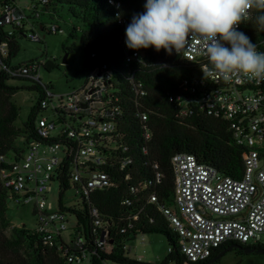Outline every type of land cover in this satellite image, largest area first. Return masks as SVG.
<instances>
[{
    "label": "built area",
    "instance_id": "built-area-1",
    "mask_svg": "<svg viewBox=\"0 0 264 264\" xmlns=\"http://www.w3.org/2000/svg\"><path fill=\"white\" fill-rule=\"evenodd\" d=\"M50 1L37 0L29 6L0 5V27L4 29L3 40H6L0 42L1 60L8 56L9 43L14 40L15 33L20 32L32 42H41L27 18L35 9L40 12L42 5ZM109 2L114 4L113 0ZM40 28L44 30V25ZM47 30L50 34L66 33L57 22ZM125 41L126 36L122 40L126 66L144 61V52L128 49ZM202 47V42L194 38L178 55L188 62L200 64L204 71L210 64ZM257 51L264 52V42ZM1 65L12 77L42 82L43 64L40 62L18 68L6 66L3 61ZM90 72L91 76L81 89L66 94H54L47 89L36 120L39 140L28 142L21 157L0 156V163L7 166L1 172V180L9 190V204L33 206L34 232L46 247L57 250L68 264H94L92 255L96 251L85 250L80 236L65 235L70 228L69 213L63 210L68 207L64 197L73 190L75 199L89 202L93 193L112 186L111 177L103 167L112 165L117 121L123 115V108L111 92L110 72L105 67H94ZM131 79L134 82V74ZM135 88L137 97L146 95L142 83L135 84ZM176 101L181 118L197 109L229 121L235 142L243 149L245 163L241 179H234L200 163L193 155L173 158L175 197L171 204L160 205L159 211L177 236L180 251L188 261L200 263L231 243L257 246L264 234V81H248L242 76H234L231 81L205 78L200 80L198 89L190 90L188 98L178 96ZM138 116L144 124L148 123L147 114ZM150 136L151 132H148L147 137ZM131 163V160L122 161L121 168L125 169ZM65 176L70 177L69 190L62 181ZM55 184L59 193L57 205L49 200ZM150 202H158L156 195L150 197ZM124 203L130 205L129 200ZM92 216L96 219V227L102 228L97 209L93 208ZM109 235L105 230L95 241L97 248L107 254L114 248Z\"/></svg>",
    "mask_w": 264,
    "mask_h": 264
},
{
    "label": "trees",
    "instance_id": "trees-1",
    "mask_svg": "<svg viewBox=\"0 0 264 264\" xmlns=\"http://www.w3.org/2000/svg\"><path fill=\"white\" fill-rule=\"evenodd\" d=\"M30 1L31 4L37 2ZM113 2L112 5L109 0H51L49 4L42 5L40 12L35 9L27 18L29 24L41 17H49L57 23L71 18L69 36L63 44L65 55L79 48L86 54L89 71L94 67H105L111 74V92L123 108V115L117 121L118 134L114 139L116 149L111 151L112 165L103 167L111 177L112 186L93 193L89 202L82 201L80 206L63 208L76 218L73 238L80 236L85 250L91 253L96 251L92 255L94 264H141L130 259L126 253L127 243L133 241L137 234H160L166 237L172 251L161 264H216L228 251L245 253L243 249L264 248L263 244L243 246L231 243L200 263L188 261L180 251L177 236L159 211L160 205L171 204L175 197L173 158L176 155H193L200 163L216 168L222 175L241 179L245 171L243 149L236 144L229 121L209 116L197 109L185 118L180 117L176 98H188L191 89L199 88L200 80L205 79L200 64L188 62L174 51L168 55L163 49L157 52L150 47L140 49L144 52L143 63L126 66L122 44L125 30L133 14L145 11L146 0ZM118 3L121 4L120 8L117 7ZM0 5L16 6L17 0H0ZM255 15L253 10V19L241 23L239 31L261 48L264 31L258 30ZM3 35L4 29L0 27V42L6 41ZM13 38L9 43L8 56L0 59V156L8 158L13 155L21 157L28 142L39 140L36 120L41 109L40 102L49 89L42 82L12 77L2 70V61L6 66H12L20 50L18 40L24 37L18 32ZM70 40L72 43L68 45ZM49 66H46L48 70L51 69ZM131 74H134V82ZM13 79L34 82L31 90L38 93L37 104L32 107L23 128L16 126L19 108L14 97L18 89L9 85ZM137 83H142L146 91V95L141 98L137 97ZM140 113L148 115L147 124L139 118ZM148 132H151L149 138ZM19 139H23L22 146L17 145ZM125 160H131L132 163L122 169L121 162ZM6 167V164L0 163V264H68L57 250L46 247L33 229L26 225L11 228L8 216L9 190L1 180V172ZM62 181L69 190L70 177L65 176ZM152 195H156L157 203L150 202ZM127 200L130 205L124 203ZM93 208L99 212L102 228L95 225ZM9 229L10 235H7ZM105 230L114 241L110 254L101 251L95 244L96 238L102 236ZM225 251L214 263H210Z\"/></svg>",
    "mask_w": 264,
    "mask_h": 264
},
{
    "label": "clouds",
    "instance_id": "clouds-1",
    "mask_svg": "<svg viewBox=\"0 0 264 264\" xmlns=\"http://www.w3.org/2000/svg\"><path fill=\"white\" fill-rule=\"evenodd\" d=\"M144 8L126 27L128 49L151 47L180 54L195 38L202 42L210 64L204 78L231 81L242 76L264 81V52L237 30L253 19L255 10L258 30L264 31V0H146Z\"/></svg>",
    "mask_w": 264,
    "mask_h": 264
},
{
    "label": "rangeland",
    "instance_id": "rangeland-1",
    "mask_svg": "<svg viewBox=\"0 0 264 264\" xmlns=\"http://www.w3.org/2000/svg\"><path fill=\"white\" fill-rule=\"evenodd\" d=\"M30 0H17L19 6H29ZM67 8L65 9V11ZM71 18L58 22L65 30V34H50L48 27L56 23L49 17H41L37 20L30 21V25L36 29L41 38V42H32L26 38L18 40L19 52L13 59L12 66H20L32 61L42 63L40 77L42 85L48 86L50 92L54 94H66L74 89H81L85 86L91 72L86 65V54L77 48L73 53L65 55L63 44L68 39ZM37 22V23H36ZM36 23V24H34ZM40 23L44 24L46 30L40 28ZM72 41L68 42L71 45ZM67 56V62L63 63ZM50 64V70L46 68ZM9 85L18 89L14 97V102L19 108V118L16 121L18 128H23V123L29 117L31 109L37 104L38 93L31 90L35 85L32 81H24L21 79H13L9 81ZM17 145H23V139H19ZM53 195L49 196V200L55 205L58 203V186L54 185ZM73 190L66 193L64 203L68 207L80 206L81 200L75 199ZM8 216L11 220V228L15 226L26 225L30 229L36 226V217L33 213V206L17 207L9 204ZM68 227L70 230L65 235L73 233L76 226V218L70 214L67 215ZM10 235V229L6 232ZM264 245V234L261 243ZM169 248H171L165 236L160 234L142 235L137 234L133 241L126 245V253L130 259L140 261L141 264H161L169 256ZM241 251H228L216 264H264V254L257 253H240ZM142 257L140 260L139 258ZM109 264H114L109 262ZM168 264H176L169 262Z\"/></svg>",
    "mask_w": 264,
    "mask_h": 264
},
{
    "label": "water",
    "instance_id": "water-1",
    "mask_svg": "<svg viewBox=\"0 0 264 264\" xmlns=\"http://www.w3.org/2000/svg\"><path fill=\"white\" fill-rule=\"evenodd\" d=\"M67 62V56L64 58L63 63ZM245 253H257V254H264V248H256V249H252V248H247V249H243ZM225 252L221 253L220 255H218L216 258L212 259L210 261V263H214L219 257H221L223 254H225Z\"/></svg>",
    "mask_w": 264,
    "mask_h": 264
}]
</instances>
